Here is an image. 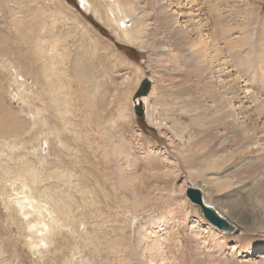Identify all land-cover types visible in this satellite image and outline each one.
Segmentation results:
<instances>
[{
    "label": "rangeland",
    "instance_id": "obj_1",
    "mask_svg": "<svg viewBox=\"0 0 264 264\" xmlns=\"http://www.w3.org/2000/svg\"><path fill=\"white\" fill-rule=\"evenodd\" d=\"M87 1L0 0V264H264V0Z\"/></svg>",
    "mask_w": 264,
    "mask_h": 264
},
{
    "label": "bare ground",
    "instance_id": "obj_2",
    "mask_svg": "<svg viewBox=\"0 0 264 264\" xmlns=\"http://www.w3.org/2000/svg\"><path fill=\"white\" fill-rule=\"evenodd\" d=\"M112 3H111V5H110V7H109V10H110V14H111V16L113 17V19H114V21L116 20V22L118 23V21H119V25H121L122 23H125V20H126V18L127 17H129L126 13H130V14H134L135 13V11H133V7L131 6V5H129V4H127V5H123L120 1L119 2H114V1H111ZM174 2L176 3L177 2V0H175V1H173V0H168V3H170L169 4V6H172L173 4H174ZM195 1H193V0H190L189 1V3L190 4H193ZM82 3H83V6L84 7H86V5L88 4L89 6H90V4H89V1H87V0H82ZM178 4V7H177V9L179 10V11H181V10H183V7L180 5V3H177ZM200 4V3H199ZM107 7V6H106ZM174 7V6H173ZM197 7V6H196ZM87 8V7H86ZM172 8V7H171ZM202 8V7H201ZM101 10V9H100ZM103 11H104V9H102ZM108 10V9H107ZM165 11V10H164ZM163 11V12H164ZM194 11L196 12V13H194L195 14V18H198L201 14H202V10L201 9H199V8H194ZM97 12V11H96ZM107 12V11H106ZM184 12V11H183ZM104 14V13H103ZM136 14V13H135ZM134 14V15H135ZM165 14H166V12H165ZM101 16V15H100ZM202 17V16H201ZM119 19V20H118ZM195 22H202V21H200V20H198V21H195ZM200 24H201V26H200ZM199 25H198V27L199 28H201L202 30H198V28H197V26H194L193 24H192V26H188L187 28V35H189V37H191L192 35H194L195 36V34H196V36H198V37H200L201 39L204 37V33L202 34V31H204V24H202V23H200ZM125 29H127L128 28V25H126L125 24V27H124ZM199 34V35H198ZM201 35V36H200ZM203 43H204V39H202L201 40ZM202 42H199V45L201 46V48H204V45L202 44ZM206 49V47L204 48V50ZM208 49V48H207ZM214 60V59H213ZM217 60V59H216ZM213 63H215V62H213ZM59 89V88H58ZM60 90V89H59ZM145 100V102H147V98H145L144 99ZM256 115L257 116H262V118L264 117V107H260L259 106V108H258V110H257V113H256ZM41 130V129H40ZM45 132V131H44ZM53 132V131H52ZM51 135H52V133H51ZM50 135V136H51ZM22 165V164H21ZM20 165V166H21ZM19 167V166H18ZM33 168V167H32ZM31 168V166L30 165H24V167H23V169L21 170V174H23V176L24 177H27L28 175L32 178V180H34V174H35V172L33 171V169ZM16 173H19V172H16ZM25 175H27V176H25ZM36 176V175H35ZM18 177V176H17ZM63 177H65V176H63ZM21 179H22V177H21ZM25 179V178H24ZM37 179V178H36ZM28 180V179H27ZM26 180V181H27ZM16 181V180H15ZM31 182V181H30ZM27 183V182H26ZM39 184V183H38ZM28 185H30V184H28ZM28 185H27V187H28ZM27 189V188H26ZM52 194V193H51ZM39 195V194H38ZM17 197L15 198H13L11 201H13L14 202V204L17 206V208H18V210L20 211V215L22 216V218L24 217V219L25 220H29V217H30V215L31 214H33V215H36V216H38L39 217V220H37V222L35 223V225H31V224H29V229L30 230H34V231H36V229H37V232H38V228H37V223H39V224H42L43 226H41L39 229H41V230H39L40 231V234L42 233V231H45V233H46V235H48L49 233H51V230L49 229L50 227H52V226H58L59 225V221L61 220L60 218H61V216L64 214L63 213V211H66L65 212V217H67V215H68V212H67V210H63L62 209V207L60 206V205H65V204H67L66 202L63 204H58V208L55 210V211H53L54 213H52V214H55V212H57V215L55 214V217L53 216V218H52V221H51V224L50 225H48L47 223L48 222H46L45 220H44V218H43V215H44V211L45 210H47V209H45V207H46V205H44L43 203V207L40 205V204H38L37 203V201L36 202H34L35 200L33 199H31V197L30 196H24V197H21V196H19V194H17L16 195ZM39 197V196H38ZM41 198V197H40ZM48 198V197H47ZM59 198V197H58ZM62 199H64V198H62ZM70 199V198H69ZM49 200H51V199H49ZM62 201V200H61ZM64 201V200H63ZM71 201V200H70ZM204 202L206 203V204H208V205H211L210 203H208L205 199H204ZM36 203V204H35ZM13 204V203H12ZM73 204V203H72ZM14 205V206H15ZM53 205V204H52ZM232 205L233 206H235V207H238V205L239 204H235L234 202H232ZM12 206V205H11ZM212 206V205H211ZM213 207V209H215V210H217L216 209V207H214V206H212ZM47 208V207H46ZM51 208H52V206H51ZM64 208H66V207H64ZM45 209V210H44ZM51 210V209H50ZM218 211V210H217ZM45 212H47V211H45ZM218 213L219 214H221V215H223L222 213H220L219 211H218ZM51 214V213H50ZM224 216V215H223ZM64 217V218H65ZM225 217V216H224ZM50 221V220H49ZM210 225H212V224H210ZM213 226V225H212ZM214 227V226H213ZM57 228V227H56ZM216 228V227H215ZM80 229V228H79ZM218 229V228H217ZM219 230V229H218ZM72 232V231H71ZM41 236V235H40ZM41 242H43V240H41ZM31 245H32V242L30 243ZM33 248H34V246H33ZM75 254V253H74ZM78 255H79V253H78ZM75 256V255H74ZM77 256V255H76ZM76 256H75V258H76Z\"/></svg>",
    "mask_w": 264,
    "mask_h": 264
},
{
    "label": "water",
    "instance_id": "obj_3",
    "mask_svg": "<svg viewBox=\"0 0 264 264\" xmlns=\"http://www.w3.org/2000/svg\"><path fill=\"white\" fill-rule=\"evenodd\" d=\"M152 89V83L149 78H145L140 83L139 88L134 93V101L138 104L135 107V113L139 117H144L146 112L143 108L144 97H147ZM186 196L189 198L190 202L200 208L201 214L210 224L218 228L220 231L238 234L236 226L226 217L219 214L217 210L213 209L211 205L204 202L203 191L198 187L189 186L186 189Z\"/></svg>",
    "mask_w": 264,
    "mask_h": 264
}]
</instances>
